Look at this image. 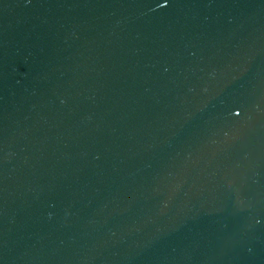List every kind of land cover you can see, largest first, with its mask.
Wrapping results in <instances>:
<instances>
[{"label": "water", "instance_id": "obj_1", "mask_svg": "<svg viewBox=\"0 0 264 264\" xmlns=\"http://www.w3.org/2000/svg\"><path fill=\"white\" fill-rule=\"evenodd\" d=\"M0 264H264V0H0Z\"/></svg>", "mask_w": 264, "mask_h": 264}]
</instances>
